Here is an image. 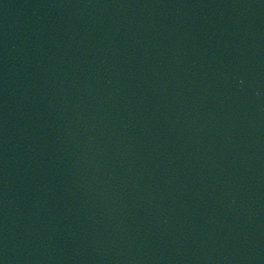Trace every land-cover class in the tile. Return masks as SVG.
Returning a JSON list of instances; mask_svg holds the SVG:
<instances>
[{
    "label": "water",
    "instance_id": "water-1",
    "mask_svg": "<svg viewBox=\"0 0 264 264\" xmlns=\"http://www.w3.org/2000/svg\"><path fill=\"white\" fill-rule=\"evenodd\" d=\"M0 264H264V0H0Z\"/></svg>",
    "mask_w": 264,
    "mask_h": 264
}]
</instances>
